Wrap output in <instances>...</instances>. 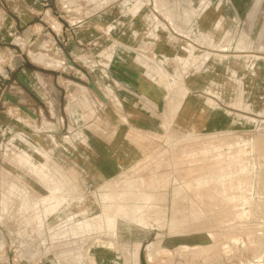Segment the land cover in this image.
Wrapping results in <instances>:
<instances>
[{
    "label": "rangeland",
    "instance_id": "rangeland-1",
    "mask_svg": "<svg viewBox=\"0 0 264 264\" xmlns=\"http://www.w3.org/2000/svg\"><path fill=\"white\" fill-rule=\"evenodd\" d=\"M183 1L170 0L164 17L169 29L199 26L216 33L212 43L205 33L197 45L194 37L185 38V60L193 46L198 67L208 59L205 51L236 55L240 73L229 80L235 95L226 106V125L213 131H128L123 140L136 141L139 147L132 149L139 156L91 187L81 169L66 164L65 152L18 146L11 130L14 140L5 138L0 146V156L9 159L0 164V264H39L52 254L53 264H96L104 255L115 262L100 264H264V0H196V7ZM193 7L202 15L196 24L189 18ZM61 8L54 4V20L39 7L32 10L27 26L39 41L25 52L62 71L66 58L44 35L50 25L66 26ZM209 43L217 51L206 48ZM2 58L0 74L8 65ZM168 77L170 89L184 80L180 73ZM241 77L249 89L236 99ZM99 91L105 94L102 107L117 110L111 86ZM79 104L86 108L85 96ZM0 116L6 124V117L17 114L5 108ZM62 206L69 211H56Z\"/></svg>",
    "mask_w": 264,
    "mask_h": 264
},
{
    "label": "crops",
    "instance_id": "crops-1",
    "mask_svg": "<svg viewBox=\"0 0 264 264\" xmlns=\"http://www.w3.org/2000/svg\"><path fill=\"white\" fill-rule=\"evenodd\" d=\"M169 3L170 0H0V55L8 62L5 73L0 74V115L5 108L17 114L16 118L6 117V124L0 116V146L12 130L17 134L18 146L23 148L32 145L60 149L65 152L66 164L81 169L82 178L91 187L114 177L134 163L133 156H139V150L132 149L138 148V143L123 140L128 131L154 132L171 126L184 131H213L224 127L228 122L226 106L235 95L229 80L240 73L233 64L236 55L205 51L208 59L198 67L200 54L194 56L197 48L193 46V53L185 60V38L194 37L189 39L197 45L196 39L205 33L212 43L216 33L199 26L172 31L164 22ZM182 3L194 7L198 4L196 0ZM54 4L61 10L66 7V26L50 25L44 35L55 45L53 50L66 58L60 66L62 71L36 63L25 52L39 41L27 26L32 10L39 7V12L54 20V11H59L53 10ZM193 8L189 14L195 15L189 18L196 24L202 15ZM211 43L205 47L214 49ZM53 61L57 62L50 60ZM177 73L183 75V83L170 89L168 76L174 78ZM102 85L111 86V101L117 110L114 105L109 112L102 107ZM90 86L97 91L90 92ZM237 89L236 99H243L249 83L241 77ZM84 96L86 108L79 104ZM62 119L65 128L61 127ZM46 122L49 128H45ZM13 140L12 136L7 142ZM121 148L127 158L120 157ZM77 149L82 153L78 154ZM0 157V164L9 162L5 156ZM68 208L62 206L56 211L67 212ZM111 260L115 262V258L104 255L95 263ZM54 261L52 254L39 264Z\"/></svg>",
    "mask_w": 264,
    "mask_h": 264
}]
</instances>
